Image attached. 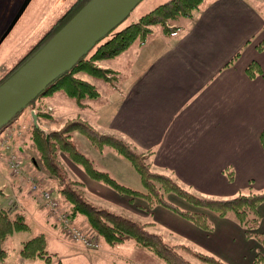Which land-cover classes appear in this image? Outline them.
Instances as JSON below:
<instances>
[{"label":"crops","instance_id":"1","mask_svg":"<svg viewBox=\"0 0 264 264\" xmlns=\"http://www.w3.org/2000/svg\"><path fill=\"white\" fill-rule=\"evenodd\" d=\"M202 1L195 15L171 24L180 28L179 34L165 39L163 34L153 36L152 41H158L162 48L135 50L134 61L125 66L130 80L126 77L121 81L118 90L110 95V102L91 104L94 116L85 120L98 132L123 139L144 154L153 169L170 174L189 190L230 197L248 187L264 188V147L260 140L264 130V49L256 46L264 33V0ZM252 60L261 66L255 76L245 70ZM103 67L112 69L109 65ZM22 134L19 128L15 133L8 131L9 136L5 137L11 141L4 138L0 144L5 149L0 156L4 162L6 158L8 170L9 151L15 153L14 142ZM81 137V144L89 152L85 155L95 167L135 188L122 177L140 181L124 157L108 146L99 150ZM61 159L71 171V178L83 182L86 199L145 223L148 230L162 234L169 242L189 243L226 264H252L257 248L262 247L255 238L246 236L231 216L208 212L213 229L205 231L164 205L148 207L142 197L118 192L92 179L65 154H61ZM228 169L232 170L231 178ZM39 180L42 187L53 183L48 177ZM139 187L135 189L143 190ZM40 191L30 193L47 209ZM53 191L58 207L65 210L60 194ZM168 198L182 208H191L176 194L169 193ZM46 211L44 220L51 230L49 235L44 233L47 249L55 254L49 260L37 257L22 261L17 253L9 264H161L155 255L146 256L145 262L128 257L121 251L124 248L119 252L121 245L101 246L99 242L97 248H90L75 242L64 234L54 215ZM259 212L257 231L262 232L264 202ZM72 220L86 229L82 215L76 214Z\"/></svg>","mask_w":264,"mask_h":264},{"label":"trees","instance_id":"2","mask_svg":"<svg viewBox=\"0 0 264 264\" xmlns=\"http://www.w3.org/2000/svg\"><path fill=\"white\" fill-rule=\"evenodd\" d=\"M200 1L165 0L114 32L113 28L94 50L89 53L90 47L69 70L59 75L38 95L61 90L69 97L75 98L79 104L87 98L98 97L99 91L95 85L83 75L79 76V72L108 79L110 69L99 66L98 60L118 54L137 37L143 41L145 34L154 24L161 25L163 31L168 33L173 28L171 22L179 16L191 15L192 10L198 8ZM256 46L260 50L264 49V33ZM245 70L250 76H255L261 72V66L259 62L252 60ZM35 114L38 118L39 114L45 115V112L36 109ZM29 130L38 157V159L33 157L32 163L35 167L37 164L39 166L36 167L39 178L48 177L51 178L49 182H60L56 191L61 196V202H65L68 215L71 218L76 214L82 215L89 233L98 235L107 244L114 245L126 238H132L136 244L151 251L165 264H226L214 254L201 251L189 243L169 242L162 234L148 230L145 223L93 204L83 195V182L67 175L59 159L61 154H65L72 162L79 165L92 179L109 185L118 192L142 197L147 201L148 207L156 204L164 205L205 231L213 229V222L208 212L221 217H233L243 227L246 236L255 238L262 245L257 248L252 264L264 262V231H257L261 220L259 206L264 202V188L255 190L248 187L247 191L230 197L198 194L178 183L170 174L153 169L146 156L135 151L123 139L111 133H100L85 119L78 117L67 118L57 129H46L40 125L37 127L33 123ZM74 132L81 134L97 149L101 150L104 146H108L124 157L138 173L143 190L129 187L116 180L107 171L95 167L92 160L74 143L72 139ZM260 140L264 147V130L260 133ZM11 171L14 172L12 169ZM226 172L231 178L232 170L228 169ZM169 193L181 197L191 208H182L168 200L166 194ZM0 195H3L2 188ZM24 229H29V224L23 214L18 211L11 213L9 208L0 204V263L9 255V250L4 245L6 237L14 230ZM184 253H189L192 258L185 256ZM54 254L47 249L44 232H38L24 240L18 251L22 261L37 257L49 260Z\"/></svg>","mask_w":264,"mask_h":264},{"label":"rangeland","instance_id":"3","mask_svg":"<svg viewBox=\"0 0 264 264\" xmlns=\"http://www.w3.org/2000/svg\"><path fill=\"white\" fill-rule=\"evenodd\" d=\"M22 1L23 0H0V38L6 31L8 25L11 22L10 20L13 19L14 14L18 10ZM164 1L165 0H140L131 9L129 14L117 26L114 27L113 32L125 26L129 22L136 20L141 14L149 11L157 4ZM72 2L73 0H30L28 2L27 6L16 20L14 25L0 41V82L22 61L29 57L32 52L41 43H43V41L46 40L45 38L48 36V31L52 28L54 22L58 20V18L62 15L63 10H65L66 7H69V4H72ZM200 5H203L202 0L200 1L198 8ZM198 8L193 9L192 14L196 13ZM191 15L179 16L173 20L171 24L174 22H184L186 20L185 18L190 17ZM178 30H180V28L175 27L174 24L172 30L169 31L168 35H166V32L163 31L161 25L154 24L151 26V30L145 34L143 41H141L140 37H137L118 54L98 60L97 63L99 66L103 67L109 65L110 68H112L108 74V79L94 77L79 72V76L83 75L95 85L100 96L96 98H87L83 101L84 104H79L75 98L69 97L61 90H55L51 94H41L36 96L32 102L21 108L15 117H13L5 126L0 129V144L5 141H11L10 137H5L9 136L8 131L15 133L19 128L22 129L23 132L21 135L22 139L21 137H18V139H16L14 142V151L21 162L19 172L13 174L10 169L8 170L6 158L4 162V159H2L3 157L1 158L0 156V187L3 188V195H0V204L9 208L11 213L14 211L21 212L25 221H27L29 224V229L14 230L6 237L4 245L9 250V255L6 257V261L3 264H9L13 260L14 256L18 253L22 241L28 239L39 231L44 232L46 235H49L51 231L50 226L44 220L46 218L47 209L41 205L40 201H37L33 197L30 191H34L35 193V190H47L55 195L53 190H55L57 186L60 185V182L55 181L53 183L47 184L45 187H42L39 184V178L36 179L35 177L38 175L36 173V167L39 168V166L37 164L35 167V165L32 163L33 157L38 159L36 149L29 136V129L33 124L32 110L35 112L37 109L41 112H45L46 116L41 114L38 115L37 123L46 129H57L61 126V123H64L63 121L65 119L71 117H78L89 121V119L94 116V112L90 108L91 104H95L97 102H100L101 104H104L107 101L110 102V95L118 90L121 81H123L126 77L127 80H130V78H128L130 74H128L129 71L126 70V67L134 61L136 57L135 50L139 47L147 48V50L156 46L162 48V45H159L158 41H152L154 38L153 36L156 34H163L165 35L163 39L171 36L174 37L175 34H179ZM106 37L107 36L101 38L95 44H93L88 52L90 53L92 50H94L96 45L102 40L106 39ZM88 52L85 54V56H87ZM49 104L50 108L48 107ZM99 116L102 117L101 115ZM81 136L82 135L78 132H74L72 139L80 151H83L84 154L89 155L87 148H85V146H83L80 142V138H82ZM4 138L7 140L3 141ZM2 147L3 146L0 145V154H3L5 150ZM59 159L63 163L67 171V175L71 177V171L68 169L65 162L61 160V158ZM96 164H98V160H96ZM20 175L24 176L25 179L21 178ZM28 177L30 178V181L26 179ZM122 177H125V179H127L129 183H131V185L135 188L139 186V188H142L139 179L133 182L131 177L126 178L124 175ZM31 178L33 179V182L31 181ZM36 184L37 189H33V185ZM166 196L168 198V194H166ZM82 228L85 231L83 229L81 230L87 235H94V237H97L101 246L108 245H106V242H104L103 239H101L98 235H95L91 232L89 233V230H86L83 226ZM125 241L129 242L124 247ZM134 242L135 241L132 238H126L122 242L111 246L116 247L121 245V247L118 248L119 252L121 248H124L121 250L123 254H126L128 257H134L135 260L138 259L140 262L147 261L148 259L146 256H151V258L154 256L151 251L138 244H134ZM131 243H133V247ZM50 244H52L51 240ZM184 254L185 256L192 258L189 253ZM154 264H157V262ZM161 264L165 263L161 260Z\"/></svg>","mask_w":264,"mask_h":264},{"label":"water","instance_id":"4","mask_svg":"<svg viewBox=\"0 0 264 264\" xmlns=\"http://www.w3.org/2000/svg\"><path fill=\"white\" fill-rule=\"evenodd\" d=\"M30 0H24L0 41ZM140 0H87L0 82V129L100 38L117 26ZM33 123L37 116L32 110Z\"/></svg>","mask_w":264,"mask_h":264},{"label":"built area","instance_id":"5","mask_svg":"<svg viewBox=\"0 0 264 264\" xmlns=\"http://www.w3.org/2000/svg\"><path fill=\"white\" fill-rule=\"evenodd\" d=\"M9 155L10 167L14 172H17L19 170L20 161L14 152L10 151ZM31 181L33 182V180ZM33 189H37V184L33 185ZM41 194L46 208L55 216L57 221L60 223L65 235H67L71 240L79 242L86 247H98L99 241L97 237H94V235H87L81 230V228L75 225L68 213L60 210V208L58 207V200L57 198H55V196L52 195L51 192L47 190H41Z\"/></svg>","mask_w":264,"mask_h":264},{"label":"flooded vegetation","instance_id":"6","mask_svg":"<svg viewBox=\"0 0 264 264\" xmlns=\"http://www.w3.org/2000/svg\"><path fill=\"white\" fill-rule=\"evenodd\" d=\"M86 1L87 0H73L72 4H69L70 6L66 7L65 10H63L62 15L58 18V20L56 22H54V25L48 31L47 35L50 36L53 33V31L55 32L59 27H61ZM21 4H20V6H21Z\"/></svg>","mask_w":264,"mask_h":264}]
</instances>
